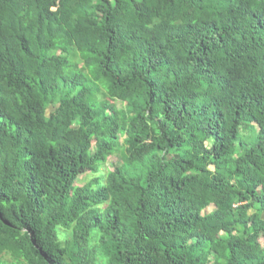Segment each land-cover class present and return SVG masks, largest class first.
<instances>
[{"label": "trees", "instance_id": "obj_1", "mask_svg": "<svg viewBox=\"0 0 264 264\" xmlns=\"http://www.w3.org/2000/svg\"><path fill=\"white\" fill-rule=\"evenodd\" d=\"M263 240L264 0H0V264H264Z\"/></svg>", "mask_w": 264, "mask_h": 264}, {"label": "rangeland", "instance_id": "obj_2", "mask_svg": "<svg viewBox=\"0 0 264 264\" xmlns=\"http://www.w3.org/2000/svg\"><path fill=\"white\" fill-rule=\"evenodd\" d=\"M113 106L116 104L115 102L112 103ZM120 106V103L118 102V104ZM107 107H110V106H107ZM115 159V157H111L109 159V162L108 164L106 165L108 168L111 169V162ZM96 177L95 174L91 173L90 171L87 172V174H84L83 176L80 177V180L78 182V185L81 186V187H84L86 186L90 181H92L94 178ZM264 242V240H263Z\"/></svg>", "mask_w": 264, "mask_h": 264}]
</instances>
